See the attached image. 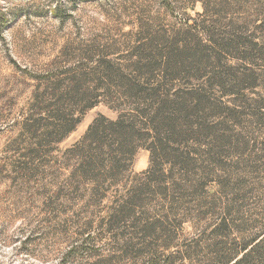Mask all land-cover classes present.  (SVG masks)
<instances>
[{"label":"rangeland","instance_id":"rangeland-1","mask_svg":"<svg viewBox=\"0 0 264 264\" xmlns=\"http://www.w3.org/2000/svg\"><path fill=\"white\" fill-rule=\"evenodd\" d=\"M139 64L168 65L178 89L206 95L202 117L214 129L190 147L206 157L215 139L229 143L217 171L226 181L209 188L216 210L202 209L211 199L198 191L169 218L171 187L161 177L154 193L123 207L151 168L144 147L106 196L70 183L76 163L67 152L96 119L129 114L115 97L122 75L137 76L126 68ZM73 86L94 106L77 112L63 140L41 147L44 129L33 121L50 120L38 109L42 94ZM228 205L240 210L231 240L264 229V0H0V264H143L149 247L175 264H204ZM157 222L179 230H146ZM260 247L264 254V236Z\"/></svg>","mask_w":264,"mask_h":264},{"label":"trees","instance_id":"trees-1","mask_svg":"<svg viewBox=\"0 0 264 264\" xmlns=\"http://www.w3.org/2000/svg\"><path fill=\"white\" fill-rule=\"evenodd\" d=\"M105 68L107 80L111 86H116L111 81L115 73L111 64H106ZM129 69L137 76L129 79L122 75L119 86L124 91L115 97L117 106L128 108L129 114L121 115L114 121L96 119L83 139L67 152L76 163L69 176L70 183L76 185L79 191L83 189L93 196H106L119 186L129 173L138 150L144 147L150 151L151 168L144 173V183L137 182L132 186L123 200V207L132 209L142 201V196L154 193L161 177L164 179L162 185L169 184L167 187H171L164 195L171 204L169 218H177L180 208L198 191L203 192L204 198L211 199V202H204L202 209L207 206L216 210V199L210 195L209 188L226 181L217 175V171L220 159L225 156L222 149L229 143L224 138L215 139L213 148L204 153L206 157H201L199 151L190 147L191 143L200 145L204 133L214 129L207 127L202 117L206 95L178 89L177 79L172 73H167L171 70L168 65L139 64L126 68ZM155 72L161 75L160 79L152 82L142 80L144 73L153 75ZM56 90L60 88L51 93L44 91L40 103L45 106L38 107L49 115L50 120L42 118L33 121L35 126L44 129L45 144L41 147L45 148L51 141L60 142L74 129L78 123L75 115L81 108L90 109L95 104L88 97L90 95H79L81 88L76 86L61 95L54 93ZM92 99L97 100V95ZM180 200L184 203L179 204ZM238 214L240 210H235L232 205L221 208L220 221L205 247L204 264H255V258L264 255L260 247L264 229L259 235L243 238L240 242L231 240L234 229H241L234 222V216ZM160 223H147L149 225L145 228L154 234L179 230V224L174 226L171 223L164 227V223ZM170 228L173 230L170 231ZM143 260V264H175L172 254L162 259L151 247ZM188 260L193 262L194 259L188 257Z\"/></svg>","mask_w":264,"mask_h":264}]
</instances>
